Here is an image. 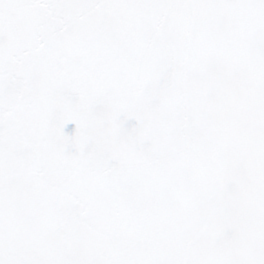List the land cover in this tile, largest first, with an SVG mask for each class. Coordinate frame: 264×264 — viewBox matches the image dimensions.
I'll use <instances>...</instances> for the list:
<instances>
[{
  "label": "snow or ice",
  "instance_id": "6c2138e0",
  "mask_svg": "<svg viewBox=\"0 0 264 264\" xmlns=\"http://www.w3.org/2000/svg\"><path fill=\"white\" fill-rule=\"evenodd\" d=\"M0 264H264V0H0Z\"/></svg>",
  "mask_w": 264,
  "mask_h": 264
}]
</instances>
